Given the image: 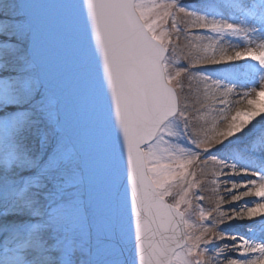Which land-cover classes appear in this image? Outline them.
<instances>
[{
  "label": "snow or ice",
  "instance_id": "obj_1",
  "mask_svg": "<svg viewBox=\"0 0 264 264\" xmlns=\"http://www.w3.org/2000/svg\"><path fill=\"white\" fill-rule=\"evenodd\" d=\"M224 2L227 18L180 0L53 6L101 196L41 69L36 6L0 0V264H264V0ZM209 176L227 196L194 211Z\"/></svg>",
  "mask_w": 264,
  "mask_h": 264
},
{
  "label": "water",
  "instance_id": "obj_2",
  "mask_svg": "<svg viewBox=\"0 0 264 264\" xmlns=\"http://www.w3.org/2000/svg\"><path fill=\"white\" fill-rule=\"evenodd\" d=\"M24 2L36 6L34 11L38 23L49 34L45 54L40 62L41 69L46 77L50 79L54 89L61 98L62 112L67 122L69 135L79 147L85 163L90 169L97 190L102 196L104 174L101 166V156L93 142L85 139L82 135V130L85 128L86 123L79 114L71 65L56 34L58 10L53 6L68 3L70 0H24Z\"/></svg>",
  "mask_w": 264,
  "mask_h": 264
},
{
  "label": "rangeland",
  "instance_id": "obj_3",
  "mask_svg": "<svg viewBox=\"0 0 264 264\" xmlns=\"http://www.w3.org/2000/svg\"><path fill=\"white\" fill-rule=\"evenodd\" d=\"M180 2L185 3V4H194V5H198V6L207 4L210 7H212L216 12L223 14L225 16V18H227V16H229L232 13L231 8L227 6V4L224 2V0H180ZM191 31H192V33H197L201 30L192 29ZM178 43H179L181 48H184V50L187 51V48H185L187 41H185L183 35H181V38H180ZM241 63H244V62H241ZM198 67H211V66L205 64V65H200ZM194 71H196V70H194ZM198 178H199V173H198ZM207 180H208V178H205V185L203 186L204 191L201 193L202 195H204L205 200H206L207 195L209 194ZM194 191H195V189H194ZM197 203H200L205 209L213 207L210 203H205V201H199L198 202V201L194 200L193 201V206H194L193 210L194 211H195V205ZM250 224L251 223H249V225ZM242 225L245 226L244 224H242ZM221 227H228V225L225 224V225H222ZM257 233H259V232H257ZM224 242L230 243V241H228V240H225Z\"/></svg>",
  "mask_w": 264,
  "mask_h": 264
},
{
  "label": "bare ground",
  "instance_id": "obj_4",
  "mask_svg": "<svg viewBox=\"0 0 264 264\" xmlns=\"http://www.w3.org/2000/svg\"><path fill=\"white\" fill-rule=\"evenodd\" d=\"M206 178L210 179L211 177L209 176V177H206ZM221 179H226V177H222ZM212 187H213V185L208 184V189H209L208 192H209V194L207 195L206 200H204V201H205V203H210L214 207L217 197L219 195L227 196V193H225L224 190H223L224 187H225L224 185H221L220 186V192L219 193H214L211 190ZM232 207H234L233 204H224V205H222V208L225 209V210L230 209ZM216 215H217L216 213H213V217H215ZM249 223H251V225H254V230L256 232H259L260 225L258 224V222L256 220H254V221H247V220H245V221H242V222L232 221V224H241V225L244 224L245 226L249 225ZM245 230H246L245 227H241V231H245ZM259 234L260 233H257V235H259ZM221 243H226V242L221 241ZM230 243H232V242L230 241Z\"/></svg>",
  "mask_w": 264,
  "mask_h": 264
}]
</instances>
